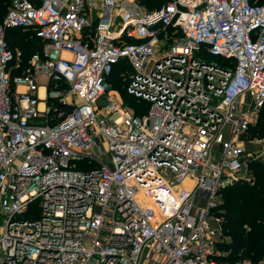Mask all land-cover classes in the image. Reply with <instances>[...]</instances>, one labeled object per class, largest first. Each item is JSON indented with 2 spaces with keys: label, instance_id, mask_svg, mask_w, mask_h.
I'll return each mask as SVG.
<instances>
[{
  "label": "built area",
  "instance_id": "2783aa9c",
  "mask_svg": "<svg viewBox=\"0 0 264 264\" xmlns=\"http://www.w3.org/2000/svg\"><path fill=\"white\" fill-rule=\"evenodd\" d=\"M16 27L45 45L13 88ZM121 60L142 115L106 96ZM263 108L258 0H12L0 23V264H264L220 261L233 238L218 209L264 164V136L250 132Z\"/></svg>",
  "mask_w": 264,
  "mask_h": 264
},
{
  "label": "trees",
  "instance_id": "16d2710c",
  "mask_svg": "<svg viewBox=\"0 0 264 264\" xmlns=\"http://www.w3.org/2000/svg\"><path fill=\"white\" fill-rule=\"evenodd\" d=\"M12 0H0V23L3 21ZM166 0H141L150 8L159 7ZM264 3V0H258ZM8 47L19 52L10 64V79L15 87L14 78L21 76L30 67L31 57L42 54L45 41L36 35L32 28H9L5 32ZM129 42L137 41L134 38ZM224 63H229L225 60ZM130 65L127 60L117 63L108 77L110 86L115 87L116 94L123 102L134 108L137 115H142L148 108L145 100L138 99L127 90L128 79L125 77ZM61 107L60 104H57ZM70 109V106H67ZM56 119L51 120V124ZM251 135L264 136V108L256 125L251 128ZM83 167V166H81ZM254 176L253 184L240 181L222 190L223 200L219 205L220 213L224 217V228L232 236L233 243L222 244V250L229 251L225 256H220V261L234 262L239 257L250 258L258 262L264 256V164L253 162L250 166ZM248 226L249 229L245 228Z\"/></svg>",
  "mask_w": 264,
  "mask_h": 264
},
{
  "label": "rangeland",
  "instance_id": "374dc122",
  "mask_svg": "<svg viewBox=\"0 0 264 264\" xmlns=\"http://www.w3.org/2000/svg\"><path fill=\"white\" fill-rule=\"evenodd\" d=\"M115 87H113V86H109V89H108V92H107V94H106V96H109V95H111V94H116L117 92H115L116 91V89H118V88H116V89H114ZM251 147H253V146H251ZM104 148H106V146H104ZM219 196H220V198L223 200V192L221 191L220 193H219Z\"/></svg>",
  "mask_w": 264,
  "mask_h": 264
},
{
  "label": "bare ground",
  "instance_id": "6f19581e",
  "mask_svg": "<svg viewBox=\"0 0 264 264\" xmlns=\"http://www.w3.org/2000/svg\"><path fill=\"white\" fill-rule=\"evenodd\" d=\"M41 94L42 95L44 94V88H41Z\"/></svg>",
  "mask_w": 264,
  "mask_h": 264
},
{
  "label": "crops",
  "instance_id": "0c3cea01",
  "mask_svg": "<svg viewBox=\"0 0 264 264\" xmlns=\"http://www.w3.org/2000/svg\"><path fill=\"white\" fill-rule=\"evenodd\" d=\"M143 3V2H142ZM40 93H41V91H40ZM42 107V106H41Z\"/></svg>",
  "mask_w": 264,
  "mask_h": 264
}]
</instances>
